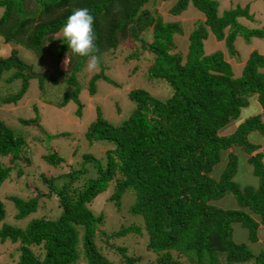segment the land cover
<instances>
[{"label": "trees", "instance_id": "trees-1", "mask_svg": "<svg viewBox=\"0 0 264 264\" xmlns=\"http://www.w3.org/2000/svg\"><path fill=\"white\" fill-rule=\"evenodd\" d=\"M30 1L36 5L33 11H27ZM149 1L0 0V36L4 42L13 41L41 55L47 40L60 31L72 11L87 8L94 16L96 55L112 54L119 43L137 38L142 48L130 56L139 57L143 49L152 53L149 75L163 78L172 88L165 100L143 89L131 90L129 97L136 107L120 125L97 116L88 130L97 134L87 135L112 142L103 162L84 154L83 163L62 174L59 181L57 176L43 175L58 198L61 212L55 219L32 218L23 228L3 222L6 202L0 199V241L18 242L16 251H9L12 264H76L78 250L86 264H264V241L254 253L232 236V224L239 222L246 228L248 239L256 242L258 228L264 226V152L249 139L253 131L264 133V121L259 113L242 115L251 100L264 108V54L250 51L239 76L234 75L225 55L237 54L234 41L238 35L246 40L264 39V28L240 23V17L253 19L249 4L219 14L216 0H177L169 8L172 15L192 4L205 17L189 33L183 56L174 42L175 35L183 33L180 23L163 20L157 10L145 7ZM143 31L151 32L150 40L140 38ZM209 33L223 41L225 51L205 53L204 40ZM66 46L60 44L59 60ZM75 57L82 59V69L87 57ZM78 62L71 67L69 83L76 81ZM8 68H15L12 78H20L22 85L17 93L0 101L16 103L27 89L28 78L35 75L30 74V64L19 58L16 48L0 58V74ZM100 77H105L103 68L91 75L90 93H94ZM36 120L30 119V123ZM231 121L235 122L234 131L220 133ZM25 143L0 120V157L9 158L11 165L0 166V185L15 169L22 175L18 160L30 163L23 154ZM231 147L250 155L247 162L258 178L256 186L234 180L239 155L233 151L227 152L219 174L211 175L222 152ZM43 156L51 165L64 161L54 153ZM86 162L94 163L96 175H85ZM109 183L114 186L109 198L117 205L124 191L133 190L135 201L129 210L143 217L142 225H121L111 236L143 237L144 248L153 254L151 260L141 262L126 245L115 247L105 242L103 215L95 214L88 204ZM226 194L236 199L239 208L211 204ZM8 199L16 208L15 220L38 208L36 197L25 200L13 195Z\"/></svg>", "mask_w": 264, "mask_h": 264}, {"label": "rangeland", "instance_id": "rangeland-1", "mask_svg": "<svg viewBox=\"0 0 264 264\" xmlns=\"http://www.w3.org/2000/svg\"><path fill=\"white\" fill-rule=\"evenodd\" d=\"M176 1L150 0L145 7L157 10L165 21H178L180 23L183 33L176 34L174 42L177 51L179 50L184 56L187 52L189 33L205 17L192 4H189L187 9L180 14L172 15L169 8ZM216 1L219 14L226 9L249 4V13L253 19L248 20L240 17V23L249 28L259 26L264 28L263 0ZM30 2L32 4H28L27 11L36 9L33 1ZM2 13L3 9L0 8V16ZM226 32L228 31L226 30ZM58 33L47 40L41 55L33 54L27 48L15 44L13 41L4 42L0 36V58L9 56L11 49L16 48L19 58L30 64L33 71L30 74L35 75L28 78L27 89L16 103H2L0 101V120L10 127L16 135L25 139L26 145L23 154L30 159V163L18 160L17 163L23 170L22 175H18L17 169H15L0 185V199L6 202V216L3 222L21 228L32 218L43 216L47 219H55L61 212L58 198L50 190L49 183L43 181V175L46 177L57 176L59 181L62 174L69 172L71 168L79 167L83 163L84 154H90L101 162L104 161L105 151L113 146L112 142L94 137L89 138L87 135L92 137V135L97 134L94 131H88L90 126L97 121V116L102 117L107 123L117 126L127 119L136 107L135 101L129 97L131 90L143 89L152 97L160 100L167 99L172 93L168 81L149 75L152 53L143 49L139 57L130 56V53L137 48H142L139 39L129 37L119 43L112 54L100 57V64L95 70H89L86 66L88 58L84 60L81 69L82 59L78 60L77 58L76 60L68 46L62 49L61 59H58V49L62 43L61 40L54 39ZM140 38L150 40L151 32L143 31ZM234 45L237 50L235 57L228 55L227 52L225 55L234 75L239 76L250 51L255 49L264 54V39L251 37L246 40L238 35ZM216 49L225 51L223 41H218L210 33L208 38L204 40V51L209 53ZM75 61H79L77 64L79 72L76 74V81L74 79V82L70 81L69 83L67 78ZM102 68L105 77H100L95 82V91L90 93L88 90L89 79L93 73L99 72ZM56 70L60 74L40 76V74H50ZM14 71L15 68H8L0 74V99L13 95L20 89L22 80L12 78ZM74 93L76 97L73 96ZM65 98L68 99L65 100ZM254 113H259L264 121V108H260L251 100L249 105L243 109L242 115ZM35 118L37 120L30 123V119L34 120ZM234 129L235 122L231 121L220 130V133L230 134ZM249 139L259 145L258 151L264 152V133L253 131L249 134ZM231 151L239 155V164L234 180L240 185L256 186L258 178L252 173L251 165L247 162L250 155L238 147H231L222 152L220 162L213 166L211 175L215 177L216 174H219L223 168L227 152ZM50 153L57 154L64 161L58 165H51L43 156ZM0 166L3 168L11 166L9 158L0 157ZM85 167L87 168L85 175L89 177L96 175L93 162H86ZM113 189V183H109L108 187L88 204V207L95 214L103 215L104 222L101 229L106 233L102 235L104 239L106 237L105 242L107 241L115 247L120 244L126 245L130 253L140 257L141 262L151 260L153 254L144 248L143 237L140 238L133 234L121 237L111 236L114 231L121 228V225L126 227L131 224H143L142 215L133 214L129 210L135 201L133 190L124 191L117 205L109 198ZM13 195L25 200L36 197L37 210L22 219L15 220L16 208L13 202L8 199L9 196ZM211 204L221 208H239L236 199L231 194L212 200ZM232 226V236L236 242L246 243L254 253L260 250L261 243L264 241L263 225L258 228V240L256 242L248 239L246 228L239 222H234ZM108 236H111L110 239L107 238ZM99 241L97 235L96 242ZM17 243H11L8 240L0 241V264H12L13 259L9 255V251H16ZM104 251L106 250L104 249ZM108 255L112 256V253L110 252ZM77 256L76 264H86L82 258L83 252L81 250H78Z\"/></svg>", "mask_w": 264, "mask_h": 264}, {"label": "clouds", "instance_id": "clouds-1", "mask_svg": "<svg viewBox=\"0 0 264 264\" xmlns=\"http://www.w3.org/2000/svg\"><path fill=\"white\" fill-rule=\"evenodd\" d=\"M93 26L94 16L89 9H74L54 38L66 43L73 55L87 57L86 66L89 70H95L100 64Z\"/></svg>", "mask_w": 264, "mask_h": 264}, {"label": "water", "instance_id": "water-1", "mask_svg": "<svg viewBox=\"0 0 264 264\" xmlns=\"http://www.w3.org/2000/svg\"><path fill=\"white\" fill-rule=\"evenodd\" d=\"M59 74V71L58 70H56V71H54V72H52V73H50V74H40V76H42V77H45L46 75H58Z\"/></svg>", "mask_w": 264, "mask_h": 264}, {"label": "crops", "instance_id": "crops-1", "mask_svg": "<svg viewBox=\"0 0 264 264\" xmlns=\"http://www.w3.org/2000/svg\"><path fill=\"white\" fill-rule=\"evenodd\" d=\"M209 35H210V33L207 35V38H208Z\"/></svg>", "mask_w": 264, "mask_h": 264}]
</instances>
